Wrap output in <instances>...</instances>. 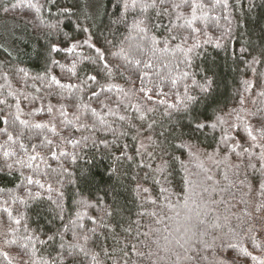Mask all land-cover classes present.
Returning a JSON list of instances; mask_svg holds the SVG:
<instances>
[{
    "label": "trees",
    "instance_id": "obj_1",
    "mask_svg": "<svg viewBox=\"0 0 264 264\" xmlns=\"http://www.w3.org/2000/svg\"><path fill=\"white\" fill-rule=\"evenodd\" d=\"M17 2L0 1V20L5 21L0 23V101H4L0 103V117L6 116L8 120L7 124L0 120V253H7L8 256L6 260L0 254V264H9V261L11 264H42L44 260L49 264L53 261L60 264H218L220 260H223V264H257L243 255L241 247L264 259V240L257 236L260 248H255L251 242L254 233L264 234V209L257 210L264 204V194L260 190L261 183H264V161L259 159L261 149L252 147L253 142L244 130L245 125H250L257 134L256 130L264 122V96L259 95L264 91V77H260L264 73V62L250 66L253 57L264 59L259 55L264 49V0H228L227 10L222 4L213 6L214 0H202L206 20H197L193 25L200 32L191 33V29L183 32L190 36L187 46L200 45L195 49L190 68L181 63L184 57L175 47L179 41L172 42L167 52L162 50L164 46L160 44L153 53L149 38L155 35L163 40L166 33L163 29L155 28H150L146 35L132 30L130 25L133 19L143 18L140 9H129L125 13L118 6L120 0H98L93 3L87 0H57L56 6L48 0H20L17 8H10L8 13L3 11L4 6ZM29 2L39 6L40 11L29 8ZM86 4L88 7H85ZM65 7L72 14H62L61 10ZM182 11L190 17V7ZM125 15L127 23L118 22ZM146 15L154 17V10L149 9ZM225 15L229 17L228 20L224 19ZM164 23H167V19ZM205 23L207 28L204 27ZM229 27L230 36L226 35ZM7 28L16 30L17 35L9 37L2 34L1 31ZM82 28H88L89 32H83ZM89 37L92 43L104 50L114 76L98 77L99 84L89 82L91 88L82 85V69L87 68L89 74H95L91 71L93 65L87 59L94 58L95 52L84 46L71 54H53L64 67H53L52 74L61 83L79 87L71 90L55 85L49 87L43 55L49 43L61 42V47H68L72 42H82ZM217 42L222 45L220 48L215 46ZM241 48H247L248 52L242 54ZM136 59L153 64V68L147 71L157 83V72L164 77H178L182 71H188L189 77L180 80L176 88H172L167 80L162 85L167 102L179 104L187 85L189 94L202 97L198 108L212 118L209 123H215L217 116L227 123L191 137L185 128L183 140L186 145H191V150L187 147L177 148L180 141L175 136L165 132V139L159 134L172 128L180 114L174 109L170 110L172 117L169 118L163 114L165 109L162 105L155 113H144V108L152 105L146 104L136 91L140 81L132 71V65L127 62ZM73 62L77 64V76L68 71ZM117 65L123 76L115 72ZM140 67L143 68V65ZM20 68L27 72V76L18 71ZM206 68H211L215 73L210 97H203L198 86L203 83ZM252 68L256 69L255 73ZM37 76L44 79H35ZM193 80L197 83L194 84ZM245 81H251L253 87L249 89ZM109 85L123 88L128 95L113 87L111 91L102 92L98 99H89L92 91ZM17 102L21 119L29 125L36 124L29 121V115L34 114L41 119H50V123H40L48 127L22 128L15 120ZM49 106L52 107L51 114L48 113ZM138 108L140 111H137ZM92 109H95L96 115L92 114ZM61 111H66L67 116H62ZM142 114L146 117L144 120L139 118ZM120 116L125 119L120 120ZM100 118L106 122L105 125L101 126ZM153 121L155 123L150 129L148 125ZM181 123L186 124V121ZM81 124L88 127L80 128ZM231 124L239 125V128H230ZM53 125L56 134L50 131ZM77 128L80 130L77 131ZM222 129L235 138L228 141L227 149L221 143ZM5 130L13 135L14 142L8 141ZM45 137L53 141L52 146L43 143ZM69 139L80 143L74 147L67 142ZM101 141L106 142L108 147ZM21 142L28 152L19 147ZM237 142L241 147L231 151V145ZM57 144L60 151L67 152L68 156H60L57 151V158L51 157L50 153ZM142 144L144 147H141ZM32 145H36L35 153L32 152ZM243 148H247L248 152H243ZM215 149H220L218 154L214 153ZM5 151L13 154L5 156ZM37 153L44 160L33 161V168H28V155ZM237 153L240 155L237 156ZM72 156L77 158L75 163ZM8 164L12 165L11 169L7 167ZM253 164L255 168L251 167ZM28 176L34 181L39 180L44 187L27 184ZM209 176L211 179L207 178ZM153 177L160 183H155ZM185 180L193 182L196 192L202 193V198H193L195 202L189 200L187 208L184 206L183 190L188 187ZM49 185L51 191L48 190ZM138 185L148 188L149 192L138 194ZM161 187H166L168 191L162 194ZM114 190L120 194L118 203L123 208L124 227L139 220L138 231L135 224H131V234L123 229L114 234L101 226L102 218L104 222H110L105 218V210L113 204ZM29 191L32 195H29ZM36 193L40 194L39 197ZM164 196H168L169 201H165ZM152 199L157 201L155 205L149 202ZM169 203L172 207L168 206ZM9 211L12 213L11 219ZM153 212L166 213L171 219H165L164 224H156L157 217L150 215ZM196 212L205 221L199 232L207 234L195 237L189 234L190 242L185 245L187 252L163 240V235L170 234V240L182 235L176 229L187 227L186 214H191L193 222H196ZM177 213L180 215L177 216ZM17 219L21 221L19 225L15 224ZM165 225L168 226L167 232L164 231ZM249 227L253 229L252 232H248ZM157 228L161 231L153 233L152 230ZM144 232H149V236L139 234ZM53 235L55 239L48 240ZM84 235L90 237L87 242L83 239ZM28 236L32 240L25 239ZM213 237H217L214 243ZM221 238L238 247L221 248ZM201 239L211 247H205L200 243ZM10 240L16 242L7 243ZM61 243L65 245L63 250ZM76 243L84 246L89 254L85 256L75 249L72 250L73 257H68V246ZM131 245H135L136 251L131 249ZM126 246H129L127 256L124 255ZM105 251L109 255H105ZM60 252L64 254L62 261L58 256ZM137 252L144 255L138 256ZM176 252L180 254L179 259ZM94 254L95 261L92 259Z\"/></svg>",
    "mask_w": 264,
    "mask_h": 264
},
{
    "label": "snow or ice",
    "instance_id": "obj_2",
    "mask_svg": "<svg viewBox=\"0 0 264 264\" xmlns=\"http://www.w3.org/2000/svg\"><path fill=\"white\" fill-rule=\"evenodd\" d=\"M49 3H51L53 6L57 5V0H48ZM20 4V0H18L17 3H13L10 6H4L3 7V11L5 13H8L11 9H15L19 6ZM217 4H222V7L227 10L229 8V4H228V0H214V5ZM29 8H35V10L37 12L40 11V7L37 6L36 4H33L31 2L28 3L27 5ZM120 7H122L124 9V12L127 13L129 9L135 10L137 8L140 9V13L141 16L143 18H135L133 19L132 24L130 25V28L132 30H136L138 33L140 34H147L148 31L150 30V28H155V29H163L164 32L166 33L165 37L163 40H159L156 38L155 35L151 36L149 39L151 41V51L154 53L157 50V46L160 44H163V51L167 52L169 50V48L172 46V42L174 41H179L180 43L176 44V50H178L179 52L182 53L184 59L181 61V63H184L187 67H191L192 66V58H193V54L195 53V49L200 47L199 44H193L192 46H187L188 44V40L190 38L189 35H184L183 32L185 29H191V33H196L198 34L200 32V29L195 28L193 25L197 20H206L207 17V13L204 12V8L205 5L203 4L202 0H120V5H118ZM85 7H88V5L86 4ZM185 7H190L191 9V15L190 17L185 16L184 12L182 11L183 8ZM149 9H153L154 10V17H150L148 15H146L148 13ZM62 14L65 15H70L71 10L67 7L63 8L61 10ZM198 13H201L200 15H198ZM85 18H88L87 16ZM167 19V23H164V20ZM224 19L228 20L229 17L227 15L224 16ZM118 22H123V23H127V16H123L121 17L120 21ZM229 25H231V20H229ZM207 23L204 24V27L207 28ZM83 32L87 33L89 32L88 28H82L81 29ZM226 35L230 36L231 35V27H229V29L227 30ZM61 42H56V43H52L50 42L46 53L43 54L44 55V60H45V77L48 78V86L51 87L52 85L57 86L60 89H66V90H71L73 88H77L79 87L78 85H72V84H64L61 83V81L57 78L56 75L52 74V69L53 67H60L63 69L64 65L60 64V61L58 59L55 58V56L53 54H58L60 52H65L68 54H71L73 52H75V50L77 48H81L84 46H87L89 49H93L95 52V57H88V62L93 65V68L91 69L92 72H94L95 74H89V70L87 68L82 69V71L84 72V77L81 81L82 85L87 86L88 88H91V84H99V80L98 77L100 78H112L114 76V70L113 67L110 66V62L108 61V59L106 58L105 52L104 50H102V48L97 47L95 43L91 42L90 37L89 38H85L82 42L80 41H76V42H72L70 43V46L68 47H61L60 46ZM183 45V46H182ZM217 48H220L222 45L217 42L215 45ZM224 47H227V45H224ZM121 51H123V49H121ZM248 49L247 48H241V53H247ZM112 55H118L117 53H113ZM260 57L264 58V49L261 50L260 52ZM125 60H127V57H125ZM129 64L132 65V71H134L136 73V77L137 79L140 81V85L138 88H136L135 82L131 81V77H129V81L133 84V87L136 88V91L138 93H140L142 95V98L144 99L145 103L148 104L150 103L152 106L150 107H145L144 108V113H155L158 110L159 106H164V115L168 116L169 118L172 117V111L170 110H175L177 113H179L180 115L176 117V122L173 124V127L170 129H165V131L160 132V136H164L165 139H167V137L165 136V132H168L170 135H173L176 137L177 140L180 141V143L178 145H176L177 148H189V150H191V145H186L184 143L183 137L186 135L185 133V128L187 129V135L189 137H191L193 134H203L207 129L211 128V129H216L218 127V125H223L224 123H227V121H225L222 117L217 116L216 117V122L215 123H209V121L212 119L211 117L207 116L204 112L200 111L198 108V105L201 104L202 102V97H198L195 95H191L189 94V89L188 86L185 85L184 86V96L183 99H180L179 104H174V103H168L167 102V94L164 92L162 85L165 83V81L167 80L172 88H176L178 83L180 82V80H184L187 79L190 75V73L188 71H182L180 73V75L178 77H173V76H168V77H164L161 76L159 72L156 73V76L159 80V82L157 83L156 81H153L152 76L149 74V71L153 68V64L151 62L148 61H141L139 59H136L134 61H127ZM264 62V59H257L256 57H253L252 61H251V65L257 64V63H262ZM143 65V68H141L140 66ZM177 68H179V64L176 65ZM19 72L24 73L25 76H27V72H25V70L23 68L18 69ZM68 71L73 75V76H77V64L75 62L72 63L71 67L68 69ZM252 71L255 73L256 69L252 68ZM115 72L119 73L121 76H123V72L120 71V66L117 65L115 66ZM215 77V73L212 71L211 68H206L204 69V74H203V83L199 84V88H200V92L203 94V97H210L212 90H213V85L215 83L214 80ZM260 77H264V73L260 74ZM258 77V79L260 78ZM5 78H6V74H5ZM35 79H44V77H35ZM91 82V84L89 83ZM193 83H197L195 80H193ZM245 84H247L249 86V89L251 87H253L252 82L251 81H245ZM151 85V87L149 86ZM113 87H116L117 90L119 92H123L125 96L128 95L127 92H124L123 88H119L116 85H109L107 88H105L104 86L100 87L99 91H92L91 92V96L89 97V99L92 98H99L100 94L102 92H106V91H111V89ZM81 91H83V88L80 89ZM248 90V89H246ZM177 96H179V93H176ZM260 96H264V91H261L259 93ZM156 96L157 99H153V97ZM0 103H4V101H0ZM101 103H103V101H101ZM244 100L243 98L241 99V104L243 105ZM17 108V115L15 116V120L19 122V124L22 126V128H35V129H44L47 128V125L44 124H40V123H36L33 125H29L27 121L23 120L20 118V105L19 102H17L16 105ZM137 111H140V109L138 108ZM48 113L51 114L52 113V107L49 106L48 108ZM92 114L96 115V111L95 109H92ZM61 115L62 116H67V112L66 111H61ZM141 120H144L146 117L144 114H142L139 117ZM77 120L80 119L79 116L76 117ZM125 117L124 116H120V120H124ZM239 119V117H238ZM0 120H3V122L5 124L8 123L7 117H0ZM181 121H186L185 123H181ZM100 124L101 126L105 125V121L100 118ZM66 123L71 124V121H66ZM155 123V121H153L152 124H149L148 127L151 129L153 127V124ZM88 127L86 124H81L80 128H86ZM93 127H95V125H93ZM230 128H239V125L236 124H231L229 125ZM80 128H77L76 130L79 131ZM108 130H111L110 128ZM245 132L247 133V136L251 139V141L253 142L252 147H259L261 149L260 154H259V159L261 161H264V143H262L261 141H264V122H261L260 126L258 127L257 134H254V130L253 127L250 125H245L244 128ZM50 131L53 134H56V129L55 126L53 125L50 129ZM223 131V135L221 137V143H223L225 145V148H228V141L230 140H234L235 138L230 135L228 133L227 130L222 129ZM6 132V130H5ZM7 139L10 142H14V137L11 133H7ZM23 135V131H21L20 136ZM85 140L88 139V137H84ZM149 140H151V137H148ZM68 143H72L73 146L75 147L76 145H78L80 143V141H72V140H68ZM44 144H46L47 146H52L53 145V141L47 139V137H45V140L43 142ZM101 143H104L105 147H108L107 143L104 141H101ZM93 144L95 145V141H93ZM19 147L21 149H23L25 152H28V149L25 147V145L21 142ZM32 152L35 153V149H36V145H32ZM124 147H127V145H125ZM141 147H144V145L142 144ZM241 147V145L237 142L231 145V151H235L236 148ZM57 151H59L60 156H68L67 152L64 151H60L59 145L57 144L55 146V150L51 151V157L53 159L57 158ZM220 151V149H215L214 153H217ZM137 152H139V149H137ZM243 152H248L247 148H243ZM13 153H10L8 151L4 152L5 156H9L12 155ZM121 155H124L123 153ZM149 156L152 155V153H148ZM226 155H227V151H226ZM240 153H237V156H239ZM128 160H131L132 157H126ZM211 158V157H210ZM40 159L41 161L44 160L43 157H40L39 154H30L28 155V161L29 163L27 164L28 168H33V164L31 162L36 161ZM72 162L75 163L76 161V157L72 156L71 157ZM117 159H120V157H117ZM17 163L23 164L22 161H17ZM164 163H167V161H165ZM7 167L9 169L12 168L11 164H8ZM48 167H51L50 165ZM150 167V165L148 166ZM251 167L255 168V165H251ZM262 167H264V164H262ZM38 168V166H37ZM53 171H55L53 169ZM66 171V170H65ZM161 172H163V168L160 169ZM147 178V176L145 177ZM166 178V177H165ZM208 179H211V177H207ZM225 179H227V176H225ZM27 180V184L31 185L33 183L39 185L41 188L44 187L43 184L40 183L39 180H33V178L31 176L26 177ZM153 180L155 183L159 184L160 181L156 180L155 177H153ZM185 184L188 185V187L186 189H184L183 191L185 192L184 195V206L187 208L188 207V201L189 200H193L194 197H200L202 198V193H197L196 192V188L194 186L193 182L187 181L185 180ZM48 190L51 191V185L48 186ZM260 190L261 193L264 194V183H261L260 185ZM137 193H148L149 189L146 187H141V186H137L136 189ZM168 191V189L166 187H161L160 192L166 193ZM204 191L206 192L207 189H204ZM29 195H32V193L29 191ZM37 197H39V193L35 194ZM62 195V194H61ZM113 204L109 205L108 209L105 210V218H107L110 222H104V218H102L101 220V226L106 228L108 231L112 232V233H117V231L119 229H123L124 232L131 234L132 232V226L131 224H135L137 231L139 230L140 224H139V220L136 221H132L128 227H124V218L122 215L123 212V208L119 205L118 201H119V193L116 192L115 190L113 191ZM49 199H51V197H49ZM169 197L168 196H164V200L165 201H169ZM151 204L155 205L157 203V201L155 199H152L149 201ZM193 202H195L193 200ZM169 207H172V205L169 203L168 205ZM141 207H143V204H141ZM260 209H264V204L260 205L259 208L257 209L258 211ZM5 211H8L7 209H5ZM191 211V210H190ZM138 215L143 216L145 215V213H138ZM150 215H152L153 217H157V219L155 220L156 224H164L165 219H171V217H168L167 214H159L157 212H153ZM177 216H179L180 214L177 213ZM200 213L196 212V216H195V221L193 222V216L191 214H186L185 215V221L187 223V227L184 228H177L176 232L177 233H182V235H180L179 237L173 238V239H169V235H163L162 238L163 240L167 243V244H174L176 246H178L180 249H184L185 252H187V248L185 247L186 244H189L190 242V237L189 234H191L192 237L197 236L198 234L200 236H204L207 233L206 232H199V228L201 225H204L205 221L203 219H200ZM8 216L11 219L12 218V213L9 211L8 212ZM61 219H63V217H61ZM21 223V221L19 219L15 220V224L19 225ZM93 223H95V220L93 221ZM27 231V229H26ZM93 232L95 231L94 229L92 230ZM161 230L160 229H153L152 232L153 233H159ZM164 231L167 232L168 231V226L165 225ZM253 229L251 227L248 228V232H252ZM140 235H143L145 237L149 236V232H144V233H139ZM75 235V234H74ZM257 236L260 237V239L264 240V234L262 233H254L253 236L251 237V242L253 244V246L255 248H260L261 245L259 243H257ZM115 238V236H114ZM25 239L27 240H32L31 236L25 237ZM55 236H49L48 240H54ZM63 239V237L61 236V240ZM84 241L87 242L90 237L88 235H84L83 237ZM217 239V237H213V243L215 242V240ZM183 241V242H182ZM15 240H10L7 241V243L11 244V243H15ZM117 243H119V241H116ZM41 243H45V241H41ZM200 243L204 244L205 247H211V245H208L204 240H200ZM24 247H27V245H24ZM129 246H126L125 250H124V255L127 256L128 255V251L127 248ZM131 249L133 251H136L135 245H131L130 246ZM221 248H229V249H236L238 246L237 244H233L230 242H226L223 241V239L221 238ZM60 248L63 250L65 249V245L63 243L60 244ZM68 248L70 249L67 253L68 257H73V251L75 249H79V253H82L83 255L87 256L89 253L86 251L85 247L80 245L79 243L76 244H71L68 246ZM169 251H171L172 249H168ZM240 251L243 253L244 256L250 257L253 261H256L257 264H264V259H260L257 256L252 255L250 252H248L246 249L244 248H240ZM2 255H4V258L7 260L8 256L7 253H0ZM138 256H142L144 255L143 253L137 252L136 253ZM63 252L58 253V256L61 257V261L63 260ZM105 255H109V253L107 251H105ZM151 255V253L149 254ZM175 255L177 256V259H179V252H176ZM92 259L95 261L96 260V255L94 254L92 256ZM187 259H193V257H187ZM226 259V257H225ZM9 264H11V261H9ZM42 264H49V261L44 260L42 261ZM52 264H60V262L58 261H53ZM218 264H223V260H220L218 262Z\"/></svg>",
    "mask_w": 264,
    "mask_h": 264
},
{
    "label": "rangeland",
    "instance_id": "obj_3",
    "mask_svg": "<svg viewBox=\"0 0 264 264\" xmlns=\"http://www.w3.org/2000/svg\"><path fill=\"white\" fill-rule=\"evenodd\" d=\"M1 1V0H0ZM89 3H93V2H97L98 0H87ZM100 1V0H99ZM1 22H5V21H3V20H0V23ZM1 29H3V28H1ZM2 32V34H4V35H9V37L10 36H12L13 34L14 35H17L16 33H18L16 30H14V29H12V28H7V29H5V30H3V31H1ZM49 120L50 119H41L40 117H38L37 115L36 116H34V114H33V116L30 114L29 115V121L30 122H32V123H41V122H44V121H46L45 123H50L49 122Z\"/></svg>",
    "mask_w": 264,
    "mask_h": 264
}]
</instances>
